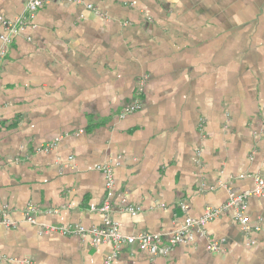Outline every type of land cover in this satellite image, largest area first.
Wrapping results in <instances>:
<instances>
[{"label": "crops", "instance_id": "crops-1", "mask_svg": "<svg viewBox=\"0 0 264 264\" xmlns=\"http://www.w3.org/2000/svg\"><path fill=\"white\" fill-rule=\"evenodd\" d=\"M22 9L0 0L6 20ZM33 25L0 67V209L16 224L0 225V264H102L110 244L40 234L21 215L34 205L37 224L104 227L90 210L106 197L102 165L120 233L163 239L264 177V0H56ZM143 78L141 109L119 118ZM245 214L258 232L243 234L234 209L205 226L218 252L194 235L166 257L125 247L112 264H264V191Z\"/></svg>", "mask_w": 264, "mask_h": 264}, {"label": "built area", "instance_id": "built-area-1", "mask_svg": "<svg viewBox=\"0 0 264 264\" xmlns=\"http://www.w3.org/2000/svg\"><path fill=\"white\" fill-rule=\"evenodd\" d=\"M23 9L20 15L15 17L13 20H6L0 16V67L7 56L11 45L14 40L25 33L27 29H32L33 18L35 14L44 8L48 3L56 0H21ZM61 1H72V0H61ZM92 10L91 5L86 7ZM27 40H30L27 37ZM145 79L138 81L134 90L133 102L127 107L123 108L119 113L118 117L123 118L129 114L139 111L142 107V91ZM53 145L47 144L42 145L38 148L39 151L45 152L52 149ZM104 175L105 179V200L99 207L91 206L90 210L100 213L104 218V227H89L85 228L77 224L71 225H45L37 224L36 216L38 214V208L34 205H27L21 210L23 222L37 227L40 234L50 235L58 234L61 236L70 235H85L89 237L90 244L92 246H98L102 244H110L112 250L104 258L102 264H112L114 259L119 254L120 250L125 247L133 246L138 252L150 257H166L174 248L179 245L189 244L193 241L194 235H198L205 239L206 250L209 252H218L221 250V242L208 236L205 232V226L211 221L217 218L220 213L225 209L235 210V219L240 227V230L245 235L259 231L258 225H251L248 217L246 216L247 201L253 197H259L264 191V177L258 174H252L250 177L253 181V188L251 190H245L240 192H234L228 190V197L226 202L219 209L205 208L203 214L196 219L184 217V220L172 233H170L165 239L157 234L151 233H138L136 235L124 236L119 231L118 224L112 222L109 219V213L111 211L110 200L113 197L114 178L112 167L109 165H102L98 168ZM122 203L125 201L122 199ZM123 210L129 213L131 216H135L138 209L132 206L123 205ZM179 208L182 212H185L186 207L184 204H180ZM51 212V211H49ZM0 225L5 229H13L16 224L7 218V211L4 208L0 209ZM253 242L247 243L248 245ZM9 264H33L27 261H14L11 260Z\"/></svg>", "mask_w": 264, "mask_h": 264}]
</instances>
